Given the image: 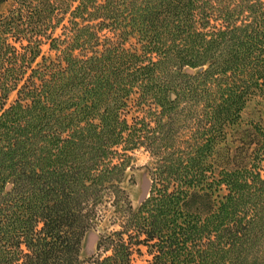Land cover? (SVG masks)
Here are the masks:
<instances>
[{"label": "trees", "instance_id": "1", "mask_svg": "<svg viewBox=\"0 0 264 264\" xmlns=\"http://www.w3.org/2000/svg\"><path fill=\"white\" fill-rule=\"evenodd\" d=\"M4 1L0 264H264V128L246 166L213 162L264 100V0ZM139 149L149 186L133 208ZM199 187L224 192L205 215L186 209ZM110 207L119 228L81 258Z\"/></svg>", "mask_w": 264, "mask_h": 264}, {"label": "rangeland", "instance_id": "2", "mask_svg": "<svg viewBox=\"0 0 264 264\" xmlns=\"http://www.w3.org/2000/svg\"><path fill=\"white\" fill-rule=\"evenodd\" d=\"M7 6V1L0 0V12L5 11ZM42 50L46 55L49 53L47 45L42 46ZM186 71L194 72L195 70ZM14 98L15 94L12 93L7 103L12 102ZM258 126L264 128V100L258 95H253L246 102L238 121L228 130L225 139L220 140L215 146L213 162L217 170L242 168L250 162L251 151L258 136L256 131ZM149 165L150 156L148 153L143 149L136 150L131 168L127 170L126 180L123 183L133 208L140 204L146 184L149 182ZM130 176L133 177L132 181H128ZM223 193V191L210 192L204 188H195L188 196L186 209L205 215L215 208ZM123 214V209L113 207L103 211V216L96 227L89 230L84 236L81 258L95 253L96 242L100 234H106L119 228ZM86 236H88L87 243ZM146 260L147 256L135 253L133 264H148Z\"/></svg>", "mask_w": 264, "mask_h": 264}, {"label": "bare ground", "instance_id": "3", "mask_svg": "<svg viewBox=\"0 0 264 264\" xmlns=\"http://www.w3.org/2000/svg\"><path fill=\"white\" fill-rule=\"evenodd\" d=\"M148 186H149V182L146 184V188H145V192H144V194H143V196L141 197V201H142V198H144V195L146 194V192H147V190H148ZM87 238H86V243H87V241H88V236H86ZM85 240V239H84ZM82 254H83V252H82Z\"/></svg>", "mask_w": 264, "mask_h": 264}, {"label": "water", "instance_id": "4", "mask_svg": "<svg viewBox=\"0 0 264 264\" xmlns=\"http://www.w3.org/2000/svg\"><path fill=\"white\" fill-rule=\"evenodd\" d=\"M147 193H148V190H147V192H146V194L144 195V197H146L147 196ZM144 198H142V200H143ZM141 203V202H140Z\"/></svg>", "mask_w": 264, "mask_h": 264}]
</instances>
